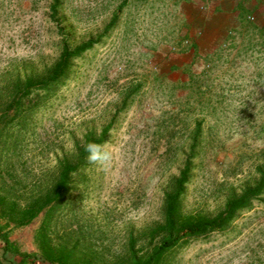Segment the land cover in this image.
<instances>
[{
	"label": "rangeland",
	"instance_id": "374dc122",
	"mask_svg": "<svg viewBox=\"0 0 264 264\" xmlns=\"http://www.w3.org/2000/svg\"><path fill=\"white\" fill-rule=\"evenodd\" d=\"M219 4L0 0V264H141L181 172L183 224L264 177V17L225 28ZM63 40L91 47L29 92ZM89 132L111 153L103 165L79 161ZM152 264H264V188Z\"/></svg>",
	"mask_w": 264,
	"mask_h": 264
},
{
	"label": "trees",
	"instance_id": "16d2710c",
	"mask_svg": "<svg viewBox=\"0 0 264 264\" xmlns=\"http://www.w3.org/2000/svg\"><path fill=\"white\" fill-rule=\"evenodd\" d=\"M89 44H83L69 49L66 42L63 40L62 52L58 62L54 65L52 70L47 73L45 77L38 80H33L32 78L30 79L29 92L36 89H48L50 88V86L57 84L60 77L63 75L64 70L69 65V61L79 56L86 49L90 48L91 46ZM106 130L107 128L103 129L102 135L105 134ZM89 141H93L99 144L101 143L100 138H95V136L91 132L85 134L83 147L80 150L81 155L79 161L82 160V158L87 154L84 150V144ZM73 167L75 166L71 165V163L67 162L65 164L63 181L56 188V206L59 205L58 202L62 199L64 190H66V178L68 177L69 171H71ZM186 180L187 172L186 170H184L183 172H181L179 178L177 179L174 189H172L171 192L167 193L164 204L163 221V230L166 234L153 248V252L141 264H152L158 262L163 254L176 248L179 245V241L184 237H196L203 234L207 235L211 231L221 229L233 219L238 211L249 204L250 198L259 195L264 188V177H262L253 188L245 190L237 197L229 198L226 201L225 209L217 216L209 219H199L198 221L193 223L187 222L186 224H183L180 219L179 198L183 193V188ZM28 259H30V261H33L34 263V259L29 258L28 255H16L11 258V262L13 264H25Z\"/></svg>",
	"mask_w": 264,
	"mask_h": 264
},
{
	"label": "crops",
	"instance_id": "0c3cea01",
	"mask_svg": "<svg viewBox=\"0 0 264 264\" xmlns=\"http://www.w3.org/2000/svg\"><path fill=\"white\" fill-rule=\"evenodd\" d=\"M220 5V11L229 14L234 18L235 22L232 24L229 23L228 18L226 21H224V26L229 27V29H236L237 26L240 24V19L245 14V17L249 14H253L256 18V22H259L262 20V17H264V0L257 1V0H225L224 2H221ZM255 20V19H254ZM236 21H239L237 23Z\"/></svg>",
	"mask_w": 264,
	"mask_h": 264
},
{
	"label": "clouds",
	"instance_id": "9594fccd",
	"mask_svg": "<svg viewBox=\"0 0 264 264\" xmlns=\"http://www.w3.org/2000/svg\"><path fill=\"white\" fill-rule=\"evenodd\" d=\"M84 150L87 153V161L90 164H105L111 158V153L105 148L104 145L89 141L84 144Z\"/></svg>",
	"mask_w": 264,
	"mask_h": 264
},
{
	"label": "built area",
	"instance_id": "2783aa9c",
	"mask_svg": "<svg viewBox=\"0 0 264 264\" xmlns=\"http://www.w3.org/2000/svg\"><path fill=\"white\" fill-rule=\"evenodd\" d=\"M220 2H224L225 0H219ZM257 1H261V0H257ZM249 19V21H252L255 19V16L253 14H249L247 15V20Z\"/></svg>",
	"mask_w": 264,
	"mask_h": 264
}]
</instances>
